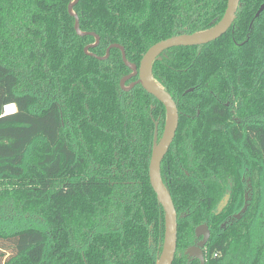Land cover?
Wrapping results in <instances>:
<instances>
[{
    "label": "trees",
    "instance_id": "obj_1",
    "mask_svg": "<svg viewBox=\"0 0 264 264\" xmlns=\"http://www.w3.org/2000/svg\"><path fill=\"white\" fill-rule=\"evenodd\" d=\"M228 1L79 0L93 47L76 33L75 0H0V264H157L165 214L149 166L166 111L141 86L121 88L132 75L121 50L100 59L117 45L139 68L153 46L216 26ZM262 5L241 0L225 36L154 66L180 115L161 171L179 215L174 264H199L185 252L205 223L206 264H264ZM248 172L250 207L222 229L242 211Z\"/></svg>",
    "mask_w": 264,
    "mask_h": 264
},
{
    "label": "water",
    "instance_id": "obj_2",
    "mask_svg": "<svg viewBox=\"0 0 264 264\" xmlns=\"http://www.w3.org/2000/svg\"><path fill=\"white\" fill-rule=\"evenodd\" d=\"M79 0H75V2L69 7L70 14L76 18V33L80 37L93 36L96 38V44L93 47H96L100 43L99 37L94 34L83 33L80 31V21L78 17L74 14V6L78 4ZM241 7V0H229L226 13L223 19L213 28L206 32L196 33L193 35H181L166 41H163L155 46H153L143 57L140 67L132 66L128 63L126 53L124 49L120 46H112L107 51V56L100 60H107L110 56L112 49H119L123 53V62L132 71V75L126 77L121 82V88L126 91L132 90L135 86H141L145 92L155 98L161 105H163L166 111V123L164 127V132L162 138L159 139V123L155 124L154 131V140L152 146V155L149 166V179L151 187L157 197L158 204L162 207L165 214V233H164V243L162 252L159 256V260L157 264H174L177 249H178V222L179 215L176 211L173 199L166 188L163 178H162V164L168 155L174 141L176 138V134L179 129L180 123V115L178 110V105L172 98V96L163 90L154 80L153 78V69L157 62L162 61V56L176 48H193V47H201L205 45H209L221 39L225 36L230 30L233 29L234 23L236 21L237 13ZM264 13V5L258 11L255 19H259L261 15ZM92 47V48H93ZM90 48L86 49V53L88 54ZM138 78V81L132 85V87L126 89V84L132 79ZM195 90H189L185 93L184 96L188 94L194 93ZM15 110L12 106V110ZM9 111V112H10ZM8 113V110H7ZM9 115V113L7 114ZM251 189V186H249ZM246 195V206L242 210V212L235 217L234 220L230 221V224H234L235 220H241L243 215L246 214L249 208V202ZM229 197L227 196L224 201L220 203L219 211H223V209L229 203ZM185 217L187 215H184ZM226 228V225L223 226ZM210 231L208 226L203 225L196 229L195 237L196 239L203 238L201 242L196 244L193 247H190L186 250V257L188 258L190 263L198 261L200 264H206V257L204 254V249L210 241ZM150 242H152L150 240Z\"/></svg>",
    "mask_w": 264,
    "mask_h": 264
},
{
    "label": "flooded vegetation",
    "instance_id": "obj_3",
    "mask_svg": "<svg viewBox=\"0 0 264 264\" xmlns=\"http://www.w3.org/2000/svg\"><path fill=\"white\" fill-rule=\"evenodd\" d=\"M135 79H138V78H135ZM155 99V98H154ZM159 121V120H158ZM156 122V121H155ZM156 124V123H155ZM154 131H155V129H154ZM162 138V137H161ZM160 137H159V139H161ZM153 140H154V137H153ZM153 146V145H152ZM250 181V180H249ZM245 179H243V183L245 184ZM249 186H251L250 184H249ZM249 186L248 187H246V190H245V196H244V198H245V203H246V195H248V190H250L251 191V189L249 188ZM252 188V187H251ZM226 197V196H225ZM224 197V198H225ZM228 197L230 198V196L228 195ZM237 215H234V216H232V217H230L227 221H225L222 225H221V228L222 229H225L223 226L224 225H226V227L230 224V221L231 220H234L235 219V217H236ZM203 225H206V226H208V229H209V231H210V234H211V236H210V239L212 238V230H211V225H210V223H205V224H203ZM203 225H201V226H203ZM200 227V226H199ZM196 231V230H195ZM202 239L203 238H200V239H196V237H195V240H194V243H193V245L192 246H190V247H193V246H195L196 244H198L199 242H201L202 241ZM208 245V244H207ZM189 247V248H190ZM205 249H206V247H205ZM205 249H204V254H205ZM186 253V252H185ZM188 259V258H187ZM188 262H189V260H188ZM190 263V262H189ZM193 263H199L198 261H195V262H193ZM200 264V263H199Z\"/></svg>",
    "mask_w": 264,
    "mask_h": 264
},
{
    "label": "rangeland",
    "instance_id": "obj_4",
    "mask_svg": "<svg viewBox=\"0 0 264 264\" xmlns=\"http://www.w3.org/2000/svg\"><path fill=\"white\" fill-rule=\"evenodd\" d=\"M155 123H159V133H160V121H156ZM247 124V123H246ZM244 179H245V186L246 187H248L249 186V184H250V175H249V172L245 175V177H244ZM251 185V184H250ZM246 187H245V190H246ZM253 190H252V188H251V191L250 190H248V196H247V199H248V204H249V207H250V204H251V202H252V200H253ZM227 196L228 195H226V197L224 198V199H226L227 198ZM224 201V200H223ZM245 206H246V203H245V198H244V202H243V207H242V210L245 208ZM249 209V208H248ZM248 211V210H247ZM242 212V211H241ZM240 212V213H241ZM239 213V214H240ZM239 214H237V215H239Z\"/></svg>",
    "mask_w": 264,
    "mask_h": 264
},
{
    "label": "built area",
    "instance_id": "obj_5",
    "mask_svg": "<svg viewBox=\"0 0 264 264\" xmlns=\"http://www.w3.org/2000/svg\"><path fill=\"white\" fill-rule=\"evenodd\" d=\"M9 110V109H8ZM15 112V110H13V111H10V112H8L9 113V115H11V114H13ZM7 113V114H8Z\"/></svg>",
    "mask_w": 264,
    "mask_h": 264
},
{
    "label": "bare ground",
    "instance_id": "obj_6",
    "mask_svg": "<svg viewBox=\"0 0 264 264\" xmlns=\"http://www.w3.org/2000/svg\"><path fill=\"white\" fill-rule=\"evenodd\" d=\"M14 108V107H13ZM10 110H12V106H11V108L8 110V111H10Z\"/></svg>",
    "mask_w": 264,
    "mask_h": 264
},
{
    "label": "clouds",
    "instance_id": "obj_7",
    "mask_svg": "<svg viewBox=\"0 0 264 264\" xmlns=\"http://www.w3.org/2000/svg\"><path fill=\"white\" fill-rule=\"evenodd\" d=\"M9 108H11V107H8L7 110H8ZM7 110H6V113H7ZM8 112H9V111H8Z\"/></svg>",
    "mask_w": 264,
    "mask_h": 264
}]
</instances>
